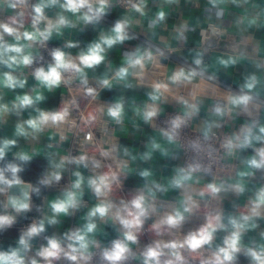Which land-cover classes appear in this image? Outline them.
Here are the masks:
<instances>
[{"label": "clouds", "instance_id": "obj_1", "mask_svg": "<svg viewBox=\"0 0 264 264\" xmlns=\"http://www.w3.org/2000/svg\"><path fill=\"white\" fill-rule=\"evenodd\" d=\"M123 2L124 14L81 46L65 34L96 29L114 0H0V128L16 118L11 134L0 135V234L33 211V195L60 185L69 174L56 196L36 206L41 215L22 227L13 243L0 245V264H264V182L253 183L258 174L264 177V59L255 55L258 47L249 54L252 37L245 36L243 49L237 45L232 54L217 59L223 69L248 61L253 70L236 88L219 93L202 117L205 98L209 91L217 93L218 81L215 72L209 74L205 50L162 73V79L149 73L170 57L151 44L127 51L118 65L112 62L113 49L137 39L132 13L144 17L148 0ZM242 2L250 0H209L217 19L224 5ZM166 15L158 11L150 30L164 23ZM257 19H249V26ZM187 31V22L182 23L174 38L186 42ZM225 34L211 23L204 39ZM53 40L62 43L49 47ZM174 52L167 47V53ZM145 85L149 90L140 104L133 100L129 105L123 94L101 101L105 89ZM181 89L187 94H180ZM58 92L64 98L46 107L49 96ZM170 98L179 111L157 124ZM129 110L133 128L142 123L155 129L135 154L114 135L116 129L126 130ZM237 118H242L238 127L218 138L217 130ZM193 122H198L196 132L186 137ZM70 135L81 137L76 154L62 149ZM43 138L48 141L44 148L22 145ZM181 152L187 159L167 177L157 178L150 166L154 158L176 161ZM39 157L45 167L35 181L27 180L24 174ZM228 161L239 166L230 167ZM133 175L140 180L135 190L117 195ZM173 192L174 199H162ZM89 195L92 202L85 199ZM240 198L242 205L236 203ZM225 200L232 210L223 206ZM77 214L75 226L44 235L48 227ZM196 216L202 222L185 231ZM106 228L114 233L107 242L100 239ZM146 235L151 239L142 245ZM41 237L44 242L37 243Z\"/></svg>", "mask_w": 264, "mask_h": 264}, {"label": "crops", "instance_id": "obj_2", "mask_svg": "<svg viewBox=\"0 0 264 264\" xmlns=\"http://www.w3.org/2000/svg\"><path fill=\"white\" fill-rule=\"evenodd\" d=\"M225 12L221 19L216 17V9L212 7L209 3V0H178V3L168 4L166 0H148L146 6V15L140 17L139 14L132 13L133 19L136 21V24L133 28L134 35L137 36V39L125 42V44L117 46L113 49L110 54V59L116 65L120 63L121 56L127 51L133 49L139 44L148 45L151 44L154 47H159L166 51V54L169 55V59L163 60L162 67L159 70H155L153 73L150 71L149 75L152 79H162V73L170 72L181 64L190 63L192 56L197 51L205 50L204 58L205 62L209 65V74L215 72L218 76L217 83V93L213 94L209 91L208 96L205 98L204 107L201 112V116L205 117L209 110V106L213 100L217 97L219 93H223L228 89L236 88L242 81V77L249 71H252V65L248 61H242L241 66L232 67L229 69H223L217 64V59L225 54H232L234 48L237 45L243 49L245 46L240 42L243 37L250 36L252 37L251 43L247 45V52L253 54V48L258 47L259 51L255 53L258 58L264 59V0H250L249 3H240L232 4L228 3L224 5ZM163 10L165 11L166 20L164 23L157 26L153 31L149 28L150 20L155 16V14ZM125 9L117 7L115 4L110 9L109 14L104 18L101 24L93 29L92 26H88L83 32H71L66 33L65 38L71 36L72 38L81 41V46L87 42L95 39L97 32L102 28H107L113 22L123 15ZM253 17H258L256 22L249 26V19ZM243 20V24L239 22ZM187 22L188 31L186 32L187 41H177L175 37L176 29L182 24ZM215 23L218 24L221 28L226 30L224 36L210 37L209 40L205 41L204 36L209 34V24ZM57 41V40H54ZM62 42V41H58ZM170 46L175 49L174 53H167V47ZM239 50V49H237ZM104 67L101 66L100 71H103ZM147 83V82H146ZM149 89L147 86H140L133 90H122L119 88L113 90H103L101 96L109 101L113 100L117 95L123 94L131 105L134 100L136 104L142 103L146 100L145 93ZM184 91V89L180 90ZM58 93L50 95L46 101V107H55ZM187 94V90L182 93ZM8 98V97H6ZM166 108H177L179 106L169 99V103L164 106ZM128 119L126 120V130L121 132L119 129H116L117 134L120 137V144L129 147L133 150V153L137 151H142L144 143L148 136L155 135V130L150 129L148 126L140 123L139 128H133V116L131 110L128 112ZM15 117H11L9 123L3 128H0V135H10L12 131V125L15 121ZM242 118H237L236 120L226 121L224 127L218 129L217 132L228 133L231 132L234 128L238 127ZM194 127L197 129L198 122H193ZM48 143L46 138L41 139L39 142L24 143L22 142L23 147L26 150H31L32 147L44 148ZM62 149L65 150V146L62 145ZM10 158V157H9ZM34 160L41 161L45 167V160L43 157L35 158ZM231 166L238 167V161H230ZM181 164V154H179V159L176 161H171L157 155L154 160L151 162V167L156 171L157 178L167 177L171 174L172 168ZM147 167L149 165H143ZM133 167H136L133 164ZM67 173L65 174L66 177ZM128 180L139 184L140 180L136 176H131ZM264 182V177L258 174L254 179L253 183ZM59 193L58 191L50 192L46 200L56 196ZM45 194V189L41 190V195H33V210L36 209V206L46 203V200L43 201L42 196ZM177 193H169L167 197H176ZM237 204H243V198H240L236 201ZM226 209L232 210V203L230 200H225L224 205ZM41 215V213H39ZM81 214H77L76 217L63 218L60 226L48 227L47 233H62L66 231L71 224L79 223V217ZM106 235L101 236L100 239H104L112 233L111 228L105 229ZM18 231L15 229H10L7 232L0 234V245H7L13 243L18 237Z\"/></svg>", "mask_w": 264, "mask_h": 264}, {"label": "built area", "instance_id": "obj_3", "mask_svg": "<svg viewBox=\"0 0 264 264\" xmlns=\"http://www.w3.org/2000/svg\"><path fill=\"white\" fill-rule=\"evenodd\" d=\"M114 4L117 7L124 9V2H123V0H114ZM61 43L62 42H58V41H54L53 40V41L50 42L49 47L59 46ZM44 55H45V59L47 60L48 59L47 53L45 52ZM185 91H186V89H184V91H181V94L184 93ZM63 98L64 97H62L60 94H58L56 106L59 104V102ZM101 101H103V102H110L109 100L103 98L102 96H101ZM86 104H87V102L82 100L81 101V108L86 107ZM178 111H179V109H177V108H166L164 115H162L161 117L158 118L157 124H160V122H162L163 120H165L169 115H172V114H174V113H176ZM195 132H196V128L192 124L191 128L188 129V130H186L185 136L186 137L192 136ZM96 134L99 136L100 133H99L98 130H97V133ZM111 134H113V133L110 131V135ZM224 134L225 133L217 132V137L218 138L219 137H222ZM114 135L118 138V141L120 143V137L117 134V131L116 130L114 131ZM63 145L65 146V151H70L73 154H76L81 149V137L70 135L69 140L67 142H65ZM180 154H181V164H182L184 162V160L187 159V154L184 153V152H181ZM227 164L231 167L230 161H228ZM221 174L223 175L224 173H221ZM68 179H69V174L67 173L65 179L61 181V184L60 185L53 186L51 188H44L45 189V194L42 196L43 201L46 200V197H47V195L50 192H54V191L60 190V188L67 182ZM137 186H138V184H136V183H134V182H132L130 180H126L125 181V189H124V191L118 193L117 195H121V196L126 195L128 192L135 190V187H137ZM174 198L175 197H165V198H162V199L172 200ZM85 199L87 201H89V202H92V198L90 197V195L89 196H86ZM38 216H40V215H39V212L36 211V209L33 210L32 212H29V213L25 214L23 217L18 218V222H17L16 225H14L13 229H15V230H17L19 232V230L22 227H24L27 224H29L33 218H36ZM201 222H202V217L201 216L193 217L191 219V221L188 222L185 225V231L188 230V229H190V228H193V227L197 226ZM75 225H76L75 222H73L71 224V227H73ZM44 235H50V234H48L46 232ZM113 237H114V233L112 231V233L109 234L104 239V241L107 242L108 240H110ZM150 239H151V236L150 235H146V236L141 237V244L143 245L144 243L148 242ZM43 242H44L43 241V237H41L37 243H43ZM58 264H67V262L61 261V262H58Z\"/></svg>", "mask_w": 264, "mask_h": 264}, {"label": "trees", "instance_id": "obj_4", "mask_svg": "<svg viewBox=\"0 0 264 264\" xmlns=\"http://www.w3.org/2000/svg\"><path fill=\"white\" fill-rule=\"evenodd\" d=\"M44 165L41 161L33 160L31 165L28 167L25 178L30 181H35L43 170Z\"/></svg>", "mask_w": 264, "mask_h": 264}, {"label": "water", "instance_id": "obj_5", "mask_svg": "<svg viewBox=\"0 0 264 264\" xmlns=\"http://www.w3.org/2000/svg\"><path fill=\"white\" fill-rule=\"evenodd\" d=\"M14 191H17V190H14ZM18 194V193H17Z\"/></svg>", "mask_w": 264, "mask_h": 264}]
</instances>
